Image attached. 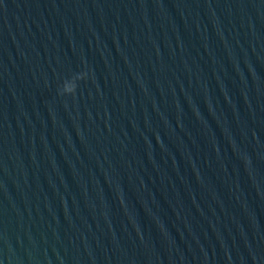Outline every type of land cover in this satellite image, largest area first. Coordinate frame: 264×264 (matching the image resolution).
I'll return each mask as SVG.
<instances>
[{
    "label": "water",
    "instance_id": "water-1",
    "mask_svg": "<svg viewBox=\"0 0 264 264\" xmlns=\"http://www.w3.org/2000/svg\"><path fill=\"white\" fill-rule=\"evenodd\" d=\"M0 264H264V0H0Z\"/></svg>",
    "mask_w": 264,
    "mask_h": 264
}]
</instances>
